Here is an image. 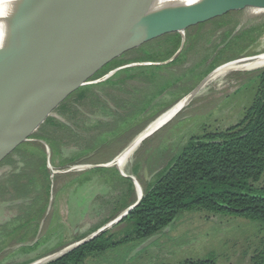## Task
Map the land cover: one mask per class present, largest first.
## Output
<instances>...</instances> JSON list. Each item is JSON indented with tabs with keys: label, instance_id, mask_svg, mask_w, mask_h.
Masks as SVG:
<instances>
[{
	"label": "rangeland",
	"instance_id": "obj_1",
	"mask_svg": "<svg viewBox=\"0 0 264 264\" xmlns=\"http://www.w3.org/2000/svg\"><path fill=\"white\" fill-rule=\"evenodd\" d=\"M244 29L251 31L249 34L241 33ZM172 33L177 32L156 36L115 57L112 60L121 61L122 65L109 71V76L104 77L108 74L106 73L94 78V73L87 83L81 85L78 89L91 86V95L96 96L91 101L92 107L80 110L76 115L79 125L91 127L98 122L106 124L99 126L96 131L93 128L96 134L103 128L118 126L111 123L113 121H110V118L114 116L111 109L113 107L111 103L105 102L102 94L111 92L108 81L126 69H129L130 73H136L139 68L146 67L149 68V73H152L148 75L164 77L134 94L136 100L158 96L138 120L137 126L141 125L142 131L159 114L197 88L209 71L226 62L227 58L264 53V3L245 5L206 22L189 26L180 35V44L183 40L180 54L173 61L166 63L173 54ZM240 34L241 38L230 44L231 39ZM259 68L263 66L253 70L228 72L227 75L214 77V81L211 79L179 113L144 139L126 165L130 169L129 172L132 173L133 167L136 166L137 175H140L142 180L154 178L164 160L175 157L178 149L191 135L223 130L235 124L254 94V83L246 80ZM145 80H148V77ZM135 84L136 82H132L129 85L132 87L130 95L140 86V83H137V86ZM121 88L122 86L116 87L114 93L125 99L128 95L120 92ZM62 102L67 107L74 103V98ZM127 108L129 111L134 110L133 105ZM118 110L121 113L120 109ZM62 116L69 117L66 113L56 110L48 117L61 121ZM43 128L64 143L75 141L72 133L66 128L49 127L46 124ZM129 132L130 130L123 132L122 136ZM127 144L122 145L115 156ZM45 150L50 157L49 146ZM9 154L0 160L2 187V180L11 176L12 168L2 165L3 162L13 163ZM70 157L71 153L66 149L62 151V156H55L53 162L49 159L52 176L44 212L41 214L36 213L35 201L27 206H7L6 203H0V264H34L40 261L46 263L55 259L60 251L74 244V238L89 234L121 213H116L115 203L123 191L124 194L127 192L126 183L123 182L127 178L120 175L115 166L103 168V164L87 162L83 156L76 157V161H64ZM1 185L0 190L4 189ZM259 185H264V174ZM134 197L137 198L135 186ZM8 198L9 194L2 191L0 201ZM33 213L38 215L37 219ZM22 214H31L29 222L22 224L23 220L18 219ZM36 221L38 230H35ZM122 226V223H111L106 230L117 231ZM263 243L262 221L213 214L204 210L185 211L180 213L167 229L146 244L130 242L110 248L99 256L87 258L85 264H185L182 262H196L206 258H211L215 264H254L253 259L262 249Z\"/></svg>",
	"mask_w": 264,
	"mask_h": 264
},
{
	"label": "trees",
	"instance_id": "obj_2",
	"mask_svg": "<svg viewBox=\"0 0 264 264\" xmlns=\"http://www.w3.org/2000/svg\"><path fill=\"white\" fill-rule=\"evenodd\" d=\"M250 31L251 29H244L241 33L249 34ZM240 36L241 34L235 35L230 44L235 43ZM171 38L173 43L171 50L174 53L180 44V34L172 33ZM232 59L235 58H227L226 61ZM120 65H122L121 61L111 60L95 73L94 78L101 77ZM148 69L141 67L136 73H130L129 69H126L116 78L108 81L112 90L103 93L102 98L105 97V102L111 103L113 107L111 109L114 116L110 121H113L111 122L113 125H118L116 128L115 125L103 128L96 134L93 128L96 131L99 126L106 124L98 122L91 127L79 125L76 115L80 110L84 111L89 106L92 107L91 101L96 96L91 95V86L77 89L68 95L65 100L74 98V103L66 107L62 102L55 110L66 113L69 117L62 116L61 121L47 117L40 128L38 127L39 129L29 137L30 140L16 145L10 151L9 155L13 163H2L12 168L11 176L1 182L12 185L10 189L3 190L5 194H9L7 200L13 201L14 204H18L17 206H27L35 201L36 213L44 212L52 175L46 166L45 147L40 141L49 146L52 162L55 156H62V151L66 149L71 153V157L69 160H64L65 162L74 161L76 157L82 156L87 162L94 164L111 161L118 149L129 143L127 141L141 131V125L137 126L138 120L158 97L148 96L146 100L134 99L136 92L164 78L162 75L159 77L148 75L150 72ZM146 77L148 80H145ZM249 81L255 85L254 94L250 104L235 124L223 130L191 135L178 149L179 151L177 150L175 157L164 160L154 178L142 180L140 175H137L138 167H133L132 174L141 186L143 198L117 221V224H123L120 229L117 231L104 229L88 241L43 264H85L87 258L99 256L110 248L130 242L141 244L162 233L180 213L185 211L204 210L213 214L264 222V185H259L264 174V67L255 71L246 80ZM132 82H136V86L140 83V86L135 90L132 89L130 95L132 87L129 85ZM117 85L122 86L120 92L128 97L123 99L114 93ZM159 89L161 90L162 87ZM130 105L134 106V110L129 111L127 107ZM45 124L49 127L68 129L75 141L62 142L60 138L43 128ZM129 130V134L122 136L123 132ZM117 139L119 141L115 143ZM103 168L109 167L103 166ZM123 182L126 183L127 192L124 194L123 191L116 199V213L122 212L137 199L134 197L132 181L127 178ZM29 215L22 214V224L29 222ZM94 231L95 229L89 234ZM89 234L74 238V242ZM182 263L215 264L211 258ZM253 263L264 264V243Z\"/></svg>",
	"mask_w": 264,
	"mask_h": 264
},
{
	"label": "water",
	"instance_id": "obj_3",
	"mask_svg": "<svg viewBox=\"0 0 264 264\" xmlns=\"http://www.w3.org/2000/svg\"><path fill=\"white\" fill-rule=\"evenodd\" d=\"M261 2L264 0H34L22 28L0 57V160L16 145L30 140L68 95L115 57L161 34L182 35L191 25ZM178 16L194 20L181 30L162 29L121 40L153 22ZM182 43L168 61L180 52ZM251 57L254 56L224 62L205 78L221 65ZM117 157L103 166L114 163ZM128 178L135 189L136 185L140 187L136 201L112 221L60 251L57 257L93 238L140 203L141 186L133 175ZM40 263L45 261L34 264Z\"/></svg>",
	"mask_w": 264,
	"mask_h": 264
},
{
	"label": "bare ground",
	"instance_id": "obj_4",
	"mask_svg": "<svg viewBox=\"0 0 264 264\" xmlns=\"http://www.w3.org/2000/svg\"><path fill=\"white\" fill-rule=\"evenodd\" d=\"M33 1L34 0H0V57L4 53L8 44L14 41L15 37L22 28L24 20L27 16L28 9L31 6L30 4ZM192 20H194V18L191 16L165 18L153 22L152 24L144 28L131 32L130 34H127L128 36L121 38V40L137 35L159 31L162 29L181 30L185 24L191 22ZM111 47H113V44L108 46V48ZM261 66H264V53L251 58L232 61L221 65L216 70H214L207 78H205L193 92L183 97L177 103L173 104L171 107L158 115V117L153 119V121H151L137 136H135L127 145H125V147L122 148L114 163H110L106 166H117V168L119 169L118 171H120V173L126 178L134 175L129 172L130 169H128L126 165L130 161V158L133 156L135 151L141 146L144 139L148 137L153 131L157 130L160 126L170 121L178 112H180L190 102V100L194 97V95L200 88L204 87L214 77L224 76L227 75L228 72L233 71L253 70ZM136 187L137 193L139 194L140 187H138V185H136Z\"/></svg>",
	"mask_w": 264,
	"mask_h": 264
},
{
	"label": "flooded vegetation",
	"instance_id": "obj_5",
	"mask_svg": "<svg viewBox=\"0 0 264 264\" xmlns=\"http://www.w3.org/2000/svg\"><path fill=\"white\" fill-rule=\"evenodd\" d=\"M212 19H213V18H212ZM209 20H211V19H209ZM206 21H208V20H206ZM206 21H204V22H206ZM201 23H203V22H201ZM188 28H189V27H188ZM188 28H187V29H188ZM187 29H186V30H187ZM186 30H185V31H186ZM180 37H181V36H180ZM180 40H181V38H180ZM180 45H181V44H179V46H178L177 49L174 51V53L179 49ZM181 50H182V46H181ZM181 50H180V52H181ZM186 50H187V49H186ZM180 52H179V53H178V54H177V55H176L171 61H173L175 58H177V56L180 54ZM182 52H183V51H182ZM174 53H173V54H174ZM173 54H172V55H173ZM172 55H171V56H172ZM171 56H170V57H171ZM170 57H169V58H170ZM169 58H168V59H169ZM210 58H211V56L208 58V60H209ZM168 59H167L166 63L171 62V61H168ZM235 59H236V58H235ZM232 60H234V59H232ZM228 61H230V60H228ZM226 62H227V61H226ZM138 65H147V63L138 64ZM214 68H215V67H214ZM214 68H213V69H214ZM213 69H211V70H213ZM259 69H260V68H259ZM211 70H210V71H211ZM210 71H209V72H210ZM185 95H186V94H185ZM174 104H175V103H174ZM163 112H164V111H163ZM178 113H179V112H178ZM159 115H160V114H159ZM157 117H158V116H157ZM152 121H153V120H152ZM40 142L43 143V145H44L45 148L47 147V146H46V143H44L43 141H40ZM124 147H125V146H124ZM46 155H47V157H46V166H47V168L49 169V159H50V157H49V155L47 154V152H46ZM50 160H51V159H50ZM7 167H9V166H7ZM9 168H10V167H9ZM116 169H117V168H116ZM49 170H50V169H49ZM117 171H118V170H117ZM118 172H119V171H118ZM51 174H52V172H51ZM119 174H120V173H119ZM120 175H121V174H120ZM0 185H1V184H0ZM1 187H2V185H1ZM11 187H12V185H10V184H4L3 187H2V188H4V189L0 190V194H1V191H3V190H8V189H10ZM0 203H1V204H2V203H6L7 206H14V205H13V204H14L13 201L3 200V201H0ZM32 216H33V215H32ZM35 217H36V216H35ZM22 218H23L22 215H21L20 217H18V219H22ZM36 219H37V217H36ZM41 219H42V218H41ZM37 223H38V222L36 221V222H35V224H36L35 230H38V228H37V227H38V224H37ZM36 241H37V240H36ZM36 241H35V242H36ZM35 242H34V243H35Z\"/></svg>",
	"mask_w": 264,
	"mask_h": 264
},
{
	"label": "built area",
	"instance_id": "obj_6",
	"mask_svg": "<svg viewBox=\"0 0 264 264\" xmlns=\"http://www.w3.org/2000/svg\"><path fill=\"white\" fill-rule=\"evenodd\" d=\"M111 73H109V74H106V75H104V77H107V76H109Z\"/></svg>",
	"mask_w": 264,
	"mask_h": 264
}]
</instances>
